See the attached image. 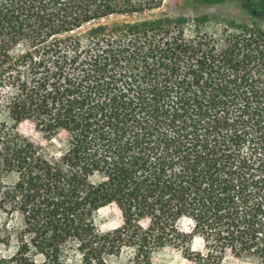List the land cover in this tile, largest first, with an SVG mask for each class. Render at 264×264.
I'll return each mask as SVG.
<instances>
[{
	"label": "trees",
	"instance_id": "trees-1",
	"mask_svg": "<svg viewBox=\"0 0 264 264\" xmlns=\"http://www.w3.org/2000/svg\"><path fill=\"white\" fill-rule=\"evenodd\" d=\"M163 2L0 0V264H264V17Z\"/></svg>",
	"mask_w": 264,
	"mask_h": 264
},
{
	"label": "rangeland",
	"instance_id": "rangeland-1",
	"mask_svg": "<svg viewBox=\"0 0 264 264\" xmlns=\"http://www.w3.org/2000/svg\"><path fill=\"white\" fill-rule=\"evenodd\" d=\"M246 11L242 0H222L217 4H202L199 0H164L163 5L159 9L146 14V16H185L189 21L185 33L188 38H191L195 34L193 19L196 16L210 14L211 19L205 27V31L211 35L222 29L224 17L240 21L245 17ZM20 131L35 144L44 147L51 155H59L64 149V143L61 138L46 140L43 134L36 131L31 124L22 125ZM1 220L2 217L0 216ZM120 221L121 217L119 212L112 206L101 210L96 216L97 227L101 232L113 230L119 226ZM132 256V251H126L119 259L110 258L109 264H133ZM151 264L191 263L185 260L179 251L166 249L154 254ZM223 264L251 263H246L235 258H226Z\"/></svg>",
	"mask_w": 264,
	"mask_h": 264
},
{
	"label": "water",
	"instance_id": "water-1",
	"mask_svg": "<svg viewBox=\"0 0 264 264\" xmlns=\"http://www.w3.org/2000/svg\"><path fill=\"white\" fill-rule=\"evenodd\" d=\"M249 14L255 17H264V7L254 4L251 0H242Z\"/></svg>",
	"mask_w": 264,
	"mask_h": 264
}]
</instances>
